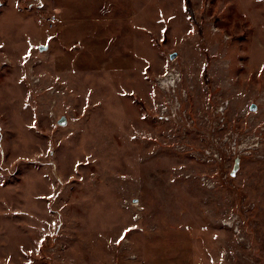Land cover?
I'll list each match as a JSON object with an SVG mask.
<instances>
[{"label": "rangeland", "instance_id": "1", "mask_svg": "<svg viewBox=\"0 0 264 264\" xmlns=\"http://www.w3.org/2000/svg\"><path fill=\"white\" fill-rule=\"evenodd\" d=\"M0 264H264V0H0Z\"/></svg>", "mask_w": 264, "mask_h": 264}, {"label": "built area", "instance_id": "2", "mask_svg": "<svg viewBox=\"0 0 264 264\" xmlns=\"http://www.w3.org/2000/svg\"><path fill=\"white\" fill-rule=\"evenodd\" d=\"M181 80L180 72L174 70L170 71L166 74V76L159 77L157 79V85L159 88L163 91H166V94L168 96L170 95V98H168L167 105L164 104L161 108V113H166L167 117H172L180 115L181 113V102L178 93L177 94H171L169 91L171 90L173 93L176 92V89L179 85V82ZM182 96L184 97L186 95L185 91H183ZM225 106L220 105V110H223ZM169 114V115H168ZM182 119V117L180 116Z\"/></svg>", "mask_w": 264, "mask_h": 264}, {"label": "water", "instance_id": "3", "mask_svg": "<svg viewBox=\"0 0 264 264\" xmlns=\"http://www.w3.org/2000/svg\"><path fill=\"white\" fill-rule=\"evenodd\" d=\"M174 57V54H172L171 55V58H173ZM255 109V106L252 104V106H251V108H250V110H254ZM237 166H238V160H236L235 161V166H234V169H236L237 168Z\"/></svg>", "mask_w": 264, "mask_h": 264}, {"label": "snow or ice", "instance_id": "4", "mask_svg": "<svg viewBox=\"0 0 264 264\" xmlns=\"http://www.w3.org/2000/svg\"><path fill=\"white\" fill-rule=\"evenodd\" d=\"M121 239H123V236L121 237ZM117 243H119V241H117Z\"/></svg>", "mask_w": 264, "mask_h": 264}]
</instances>
